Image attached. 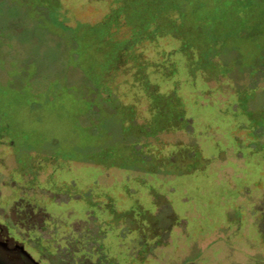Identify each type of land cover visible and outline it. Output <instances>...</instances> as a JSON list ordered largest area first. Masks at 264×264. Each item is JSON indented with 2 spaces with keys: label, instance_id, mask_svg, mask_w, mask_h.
I'll use <instances>...</instances> for the list:
<instances>
[{
  "label": "rangeland",
  "instance_id": "rangeland-1",
  "mask_svg": "<svg viewBox=\"0 0 264 264\" xmlns=\"http://www.w3.org/2000/svg\"><path fill=\"white\" fill-rule=\"evenodd\" d=\"M0 203L58 263L264 264V0H0Z\"/></svg>",
  "mask_w": 264,
  "mask_h": 264
},
{
  "label": "flooded vegetation",
  "instance_id": "flooded-vegetation-1",
  "mask_svg": "<svg viewBox=\"0 0 264 264\" xmlns=\"http://www.w3.org/2000/svg\"><path fill=\"white\" fill-rule=\"evenodd\" d=\"M22 209L0 203V264H63L57 262L55 251L43 246L40 234L28 231L40 227L36 223L28 225Z\"/></svg>",
  "mask_w": 264,
  "mask_h": 264
},
{
  "label": "trees",
  "instance_id": "trees-1",
  "mask_svg": "<svg viewBox=\"0 0 264 264\" xmlns=\"http://www.w3.org/2000/svg\"><path fill=\"white\" fill-rule=\"evenodd\" d=\"M125 3V2H124ZM128 7H129V3L128 2H126L125 4H124V6L122 7V12H123V14H127V11H128ZM164 14V13H163ZM163 14H158L157 16H155V18H153L152 20H151V22L149 23L150 24V26H154L155 24H156V21L158 20V19H162L163 18ZM115 19H118L117 18V16H116V18ZM130 19V20H129ZM114 21H116V20H113V22L111 23V24H113V23H115ZM133 22H134V20L132 19V18H127V17H125V19H123L122 20V24L121 25H123V27H127V28H129L130 30L131 29H133V26H134V24H133ZM143 22V23H142ZM147 22L145 21V16H144V18H142V20H137L136 21V25H137V27H139V28H145L146 26L144 25V24H146Z\"/></svg>",
  "mask_w": 264,
  "mask_h": 264
}]
</instances>
